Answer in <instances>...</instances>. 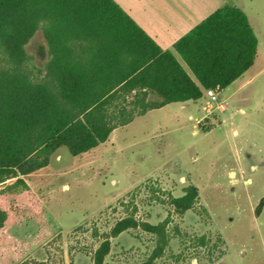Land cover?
I'll return each mask as SVG.
<instances>
[{"label":"rangeland","instance_id":"374dc122","mask_svg":"<svg viewBox=\"0 0 264 264\" xmlns=\"http://www.w3.org/2000/svg\"><path fill=\"white\" fill-rule=\"evenodd\" d=\"M241 8L258 39L253 64L212 99L174 102L114 129L79 155L59 147L22 178L0 185L13 220L0 230V264H140L156 236L140 224L167 220L154 264H264V0H217ZM26 68L48 57L41 29L24 46ZM176 58L188 71L180 56ZM197 187L194 206L176 213L170 196ZM26 209L24 213L21 210ZM139 226L116 236V223Z\"/></svg>","mask_w":264,"mask_h":264},{"label":"trees","instance_id":"16d2710c","mask_svg":"<svg viewBox=\"0 0 264 264\" xmlns=\"http://www.w3.org/2000/svg\"><path fill=\"white\" fill-rule=\"evenodd\" d=\"M39 29L48 57L32 72L24 46ZM257 46L246 13L224 4L173 43L187 71L114 0H0V185L14 178L29 190L22 177L48 165L59 147L79 155L150 110L223 90L253 64ZM197 198L189 184L169 202L183 214ZM12 220L0 204V230ZM166 222L140 224L156 236L140 264L163 255ZM137 226L125 217L112 235ZM109 245L101 242L93 264Z\"/></svg>","mask_w":264,"mask_h":264},{"label":"crops","instance_id":"0c3cea01","mask_svg":"<svg viewBox=\"0 0 264 264\" xmlns=\"http://www.w3.org/2000/svg\"><path fill=\"white\" fill-rule=\"evenodd\" d=\"M114 1L135 20L161 49L172 51L173 43L178 38L219 7L215 5L217 0Z\"/></svg>","mask_w":264,"mask_h":264},{"label":"built area","instance_id":"2783aa9c","mask_svg":"<svg viewBox=\"0 0 264 264\" xmlns=\"http://www.w3.org/2000/svg\"><path fill=\"white\" fill-rule=\"evenodd\" d=\"M215 89H206L205 92H206V95L209 96L210 98L214 99L215 98Z\"/></svg>","mask_w":264,"mask_h":264}]
</instances>
